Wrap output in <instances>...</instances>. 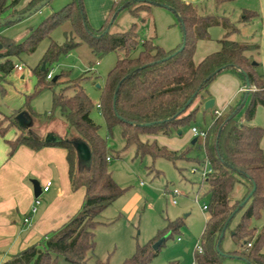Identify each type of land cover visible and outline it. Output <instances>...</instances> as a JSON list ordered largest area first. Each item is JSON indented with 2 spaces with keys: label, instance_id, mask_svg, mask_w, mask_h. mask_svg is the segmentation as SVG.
<instances>
[{
  "label": "trees",
  "instance_id": "obj_1",
  "mask_svg": "<svg viewBox=\"0 0 264 264\" xmlns=\"http://www.w3.org/2000/svg\"><path fill=\"white\" fill-rule=\"evenodd\" d=\"M42 1L30 0L26 7L19 8L21 0H0V20L24 14ZM233 1L215 0L217 6ZM151 5L167 6L178 17L186 32L182 49L183 44L167 52L152 42H140L135 27L127 32H111V21L117 10L133 7L132 13L138 15ZM258 17L257 12L244 9L239 22L249 25ZM64 22L71 23L73 34L86 43L96 57L113 51L123 52L124 56L107 76L99 105L108 131L111 133L118 126L125 148L133 146L136 156L140 158L148 155L153 160L163 158L172 162L195 161L187 156V152L172 151L151 137H172L189 126L204 103V98L209 97L210 85L220 74L235 75L243 87H246V80L249 79L251 91L241 109L237 110L238 107L234 106L220 117L214 114L211 127L207 130L200 129L206 133L204 160L209 161L213 172L204 179L208 189V218L199 242L202 253L196 250L195 261L196 264H225L228 256H237L249 264H264V228L258 232L253 225L264 211V150L261 147L264 129L250 124L257 107L264 108V74L258 69L260 64L249 54L259 53V43L231 39V35L240 30L229 18L201 15L191 2L185 0L114 1L99 30L90 25L83 0H72L60 12L43 22L36 31L31 32L28 49L34 50L45 35ZM214 26H222L226 30L225 36L219 40L221 48L196 63L194 56L197 44L210 39L209 30ZM66 39V48L54 44L49 48L43 59L44 64L55 62L62 52L79 45L72 33L67 34ZM0 44L5 49L4 52L0 51V75L4 77L15 69L12 57L24 46L15 45L3 37H0ZM139 44L142 45V50L133 56L132 53ZM34 73L38 79V90L46 86L52 88L61 78L59 76L55 81L53 78L48 79L49 73L42 67L34 70ZM84 79L85 75L63 83L62 90L53 96L54 110L61 112L67 124L65 136L58 142L47 143L45 139L31 135L26 126L20 124L17 114L0 118L2 138L10 127L19 131L17 138L9 141L10 156L21 146L34 151L47 146L62 148L67 152L72 190L85 189L82 207L70 220L2 264H58L59 258L68 264H90L91 261V264H109L95 256L96 228L100 224L102 212L122 196L125 190L115 182L109 170L110 150L106 138L99 133L100 126L92 118L97 104L93 103L83 89L81 82ZM194 94H197L196 98L182 111ZM246 94V91L241 92L242 96L236 106H241ZM197 99L199 102L195 105ZM244 108V117L237 120L238 113ZM24 113L31 124H34V119L46 120L32 111ZM234 113L236 114L232 117ZM51 115L52 113L49 118ZM202 140L201 137L197 138L196 144H200ZM79 141L84 142L90 150L89 164L79 163L75 147V143ZM205 161L202 162L203 165ZM252 182L256 186L255 192L235 213L225 232L232 233L239 248L225 255L221 250V242L220 253L217 251L220 234L232 213L248 197L253 188ZM239 183H244L247 190L243 199L233 203L230 196ZM238 215L239 220L232 227ZM184 224L182 218L169 221L148 242L137 243L134 254L122 264H150ZM162 239L163 242L156 249L155 244Z\"/></svg>",
  "mask_w": 264,
  "mask_h": 264
},
{
  "label": "rangeland",
  "instance_id": "obj_2",
  "mask_svg": "<svg viewBox=\"0 0 264 264\" xmlns=\"http://www.w3.org/2000/svg\"><path fill=\"white\" fill-rule=\"evenodd\" d=\"M29 1L21 0L18 7H26ZM185 1L189 2V0ZM70 2L72 0H51L40 11L19 22L0 28V37L10 40L15 45L24 46L17 55L12 57L14 64L22 67V71L14 69L4 77L0 75V118L5 119L14 114H17L18 118L25 111H32L39 118L46 120L34 119V124L26 125L27 132L46 141L51 136L48 134L61 136L66 131L67 124L61 112L58 109L54 110L53 104V96L62 90L63 83L77 80L85 75L86 79L82 80L81 85L96 105L101 101L102 89L109 72L124 56L123 52L113 51L96 57L92 54L90 47L73 34L70 22H64L55 27L36 44L34 50H29L28 38L31 32L36 31L43 22L53 14L60 12ZM113 2L114 0H83L92 28L99 30L103 26ZM191 3L201 15L229 18L240 30L239 33L233 35L234 39H239L240 42L259 43L258 35L254 31L259 33L264 23L260 0H234L224 2L220 6H217L215 0H197ZM132 8L117 10L114 20L111 21L113 23L111 32H127L135 27L138 41L152 42L167 52L183 44L182 26L171 10L151 5L148 9L141 10L138 15H134ZM247 8L255 10L259 17L251 24L244 25L239 21L242 10ZM70 33L79 45L67 52H62L55 62L44 64L43 59L53 44L66 48L68 45L66 35ZM209 34L211 41L218 44L219 40L225 36L226 30L222 26H214L210 28ZM250 37L253 38L250 39ZM204 45L208 47V40L204 42ZM201 47L198 42L197 55L200 54ZM141 50L142 45L139 44L132 55L136 56ZM0 51H5L3 46ZM44 65L48 73H52L53 79L59 76L61 78L52 88L46 86L38 90V79L34 70L43 68ZM258 69L261 70L260 67ZM240 97L232 104V107H239L236 104L240 101ZM50 113L52 115L49 118ZM244 114L245 108L238 113L237 120H241ZM92 118L100 126V135L107 140L111 157L109 170L112 177L125 190L124 194L107 207L99 217L100 224L96 228L95 256L102 261H108L109 264H122L134 254L137 243L145 244L159 230L166 227L169 221L182 218L185 221L184 226L179 233L166 242L159 255L150 264H192L208 218V212L203 210V205L208 204L206 195L208 189L202 174L204 170L202 162L205 161L204 140L196 145L191 144L193 139L184 145L180 142L173 145L171 143L160 144L172 151L187 152L190 159L198 160L201 164L196 163L197 161L172 162L163 158L153 160L148 155L140 158L136 156L133 146L125 148L118 126L114 127L111 133L108 131L99 109H94ZM211 125L212 117L205 112L203 106L197 112L194 121L181 131L183 135H176L175 138L179 140L188 136L191 128L207 130ZM252 125L264 129V108L262 106L257 107ZM16 134H19L18 129L10 127L4 138L7 140ZM175 189L180 193L175 197L176 205L173 204V195L165 194ZM246 190L244 183L237 184L230 196L231 201L234 203L243 199ZM40 198L43 199V195ZM239 216L233 221L232 227L237 224ZM253 225L258 232L264 228V211L260 218L253 222ZM238 248L232 238V233L227 232L221 243L222 253L226 255ZM58 264L68 263L59 258ZM225 264L249 263L237 256H228Z\"/></svg>",
  "mask_w": 264,
  "mask_h": 264
},
{
  "label": "crops",
  "instance_id": "obj_3",
  "mask_svg": "<svg viewBox=\"0 0 264 264\" xmlns=\"http://www.w3.org/2000/svg\"><path fill=\"white\" fill-rule=\"evenodd\" d=\"M196 1L189 0V2ZM260 3L264 22V0H260ZM247 10L251 9L247 8ZM109 12L110 10L106 19ZM262 26L259 33L254 31L259 39V53L250 52L249 54H252L260 64V72L264 74V23ZM233 35H231V39L239 41V39H234ZM252 38L250 37V39ZM211 40V38L208 39V47L204 45L207 40L200 41L202 49L200 54L195 53L194 61L196 63L201 62L207 55L220 50V43L216 44ZM243 88L241 81L231 73H222L212 82L209 87V97L204 98V103L211 99L215 102L213 109L206 110L204 108L205 112L211 115L212 123L215 111L225 114L232 104L238 101ZM198 102L199 99L195 105ZM204 103L201 107L204 106ZM250 124L252 125V122ZM65 133L66 131L61 136L58 134L48 135H51V139L60 140L65 136ZM18 135L7 140L0 137V264L65 224L80 210L85 197L84 188L77 191L72 190L66 150L56 146H47L39 151H34L21 146L10 156L9 141L15 140ZM176 135L182 136L183 133ZM176 135L172 137L160 135L151 138L156 139L162 145L170 143L173 145L176 142L184 145L195 137L192 128L188 132V136L184 138L177 140ZM261 147L264 150L263 139ZM79 163L86 165L81 161ZM36 180L40 181L38 183L41 188L48 183H51V186L48 191L41 193L40 197L43 195V199L40 197L39 199H42L43 202L39 206L38 212L32 214L31 209L35 201L32 182ZM26 218H30L29 222H25ZM178 241L180 242L181 239L179 238Z\"/></svg>",
  "mask_w": 264,
  "mask_h": 264
},
{
  "label": "water",
  "instance_id": "obj_4",
  "mask_svg": "<svg viewBox=\"0 0 264 264\" xmlns=\"http://www.w3.org/2000/svg\"><path fill=\"white\" fill-rule=\"evenodd\" d=\"M51 0H43L40 4H38L36 7H34L33 9L29 10L28 12L24 13V14H21V15H17V16H14V17H9V18H6V19H2L0 20V28L1 27H4V26H8V25H11V24H14L16 22H19L21 21L22 19L24 18H27L29 17L30 15L40 11L45 5H47ZM141 0H136V2H139ZM161 7H164V8H167V6H161ZM182 30H183V46L181 47V49L184 47V44H185V38H186V32L184 30V27L182 26ZM2 48V46H0V49ZM43 70H45V65L44 67L42 68ZM57 79L54 78L53 80L55 81ZM119 87L120 85L118 86L117 88V92L119 90ZM251 91V84H250V81L249 79L247 78L246 80V96L244 98V101L241 103V106L238 107L237 110H240L241 107L246 103L247 101V98H248V93ZM117 92L114 96V106L116 105V100H117ZM197 94H194L193 97L188 101L187 105L185 106V108L182 110L184 111L189 105H191V103L193 102V100L196 98ZM215 105V102L213 99L211 100H208L204 103V108L206 110L208 109H213ZM236 113H234L232 115V117L235 115ZM18 121L20 122V124L22 126H26L27 124H31V121L27 118V115L25 113H22L19 117H18ZM27 122V123H26ZM181 134V132L179 133ZM59 140L58 139H51L49 138L46 142L47 143H51V142H58ZM197 142V138H194L193 141H192V145H195ZM75 147H76V151H77V154H78V158H79V161H81L82 163H85V164H89L90 162V158H91V153H90V150L88 148V146L84 143V142H76L75 143ZM237 172H240L238 171L237 169H235ZM33 184V188H34V195H35V198H38L40 197L41 193H42V188L40 186V184L37 182V181H33L32 182ZM252 185H253V188L251 190V192L249 193L248 197L239 205V207L234 211V213H232V215L229 217L228 221L226 222L224 228H223V231L221 232L220 234V237H219V241H218V244H217V251L220 252V243L222 242L224 236H225V232H226V228L228 226V223L229 221L234 217L235 213L237 211H239V209H241L245 204L246 202L249 200V198L253 195V193L255 192V189H256V186L254 184V182H252ZM163 242V239L160 240L158 243L155 244V248L157 249L161 243ZM221 253V252H220Z\"/></svg>",
  "mask_w": 264,
  "mask_h": 264
},
{
  "label": "built area",
  "instance_id": "obj_5",
  "mask_svg": "<svg viewBox=\"0 0 264 264\" xmlns=\"http://www.w3.org/2000/svg\"><path fill=\"white\" fill-rule=\"evenodd\" d=\"M114 1H115V0H114ZM15 69H17V70H19V71H22V67H20V66H18V65L15 66ZM47 78H48V79H52V78H53V77H52V73H49L48 76H47ZM243 91H246V87L243 88ZM243 91H242V92H243ZM97 108L100 109L101 106L98 104V105H97ZM215 115H216L217 117H220V116L222 115V113H221L220 111H217V110H216V111H215ZM192 133H193V135H194L196 138L201 137V138L205 141V138H206V133H205V132L201 131V130L198 129V128H192ZM108 161H110V158H108ZM194 171H198V170H197V169H194ZM212 172H213V170H212V168H211V166H210V163H209L208 160H206L205 163H204V170H203V172H202L203 177H204V178L207 177V175H209V174L212 173ZM50 186H51V183H48L46 186H44V187L42 188V192H46V191H48V190L50 189ZM165 194H166V195H168V194H172L173 197H174V199H173V204H176L175 197H176L178 194H180V193H179V191H177V190L175 189V190H173V191H167ZM40 205H41V200L39 199V197H38V198H35L34 204H33L32 209H31L32 214H36V213L38 212V209H39V206H40ZM203 210H204V211H207V210H208V206H207V204H204V205H203ZM29 220H30V218H26V219H25V222H29ZM196 250H197L199 253H202V248H201L200 245L197 246V249H196ZM192 264H196V261L194 260V262H193Z\"/></svg>",
  "mask_w": 264,
  "mask_h": 264
}]
</instances>
